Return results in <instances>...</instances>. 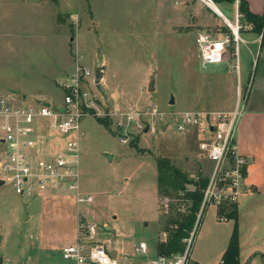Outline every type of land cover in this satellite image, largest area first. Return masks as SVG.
<instances>
[{"label": "rangeland", "instance_id": "obj_1", "mask_svg": "<svg viewBox=\"0 0 264 264\" xmlns=\"http://www.w3.org/2000/svg\"><path fill=\"white\" fill-rule=\"evenodd\" d=\"M195 1L187 7L174 4V0L170 4H159L158 0H0V95L15 94L23 102L44 100L57 105L62 102L63 89L55 77L69 70L70 62L73 68L81 64L92 72L86 87L93 105L80 119L78 181L82 192L93 199L81 205L92 211L91 222L98 225V237L108 240L110 248L124 252L123 264L140 259L136 245L142 240L150 245L149 257L157 255L154 245L165 237L161 214L170 212L171 203H176L168 196L159 197L157 156H170L196 179L200 170L209 178L213 171L214 163L200 156L199 135L193 128L179 130L176 116L181 110L193 109L199 69L234 68L238 72V67L233 54L228 60L202 65L196 33L207 26L196 25L194 13L198 11L201 24L223 20L208 7L197 8ZM226 1L218 4L224 10L225 6L232 8L231 13L225 11L234 19L237 0ZM239 22L242 27L249 21L241 13ZM208 27L216 36L232 31L230 25ZM249 62L251 82L237 80L236 85V90L241 85L243 106L249 93L251 103L261 92L256 86L264 68L261 44L255 58L249 55ZM98 65L105 67V73L95 82ZM152 77L154 89L150 90ZM172 96L174 102H170ZM98 116L109 121L110 129L97 120ZM218 183L226 184L220 179ZM40 200L15 193L6 180L0 184L2 252L14 257L17 244L23 263L29 255L34 258ZM230 203L234 201L222 204L231 208ZM213 204L201 211L192 259L198 250L202 252L221 237L226 224L234 226L233 219L218 214V222L228 223L209 230L204 215ZM24 205L31 218L20 221L17 218ZM180 208L185 212L182 205ZM67 234H59L57 242H66ZM50 258L73 264L57 251Z\"/></svg>", "mask_w": 264, "mask_h": 264}, {"label": "built area", "instance_id": "obj_2", "mask_svg": "<svg viewBox=\"0 0 264 264\" xmlns=\"http://www.w3.org/2000/svg\"><path fill=\"white\" fill-rule=\"evenodd\" d=\"M205 1L214 4V0ZM240 16L237 0L236 20L233 22L236 27L229 22L231 33L216 36L209 27L197 30L196 42L204 67L223 61L232 41L236 42L234 55L239 67ZM91 73L86 66L77 64L72 71L62 75L58 84L63 89V98L57 105L44 100L23 102L15 94L0 95L1 178L12 184L15 193L32 196L41 190L65 187L75 192L77 203L92 201L91 195L80 194L78 190L80 119L93 105L91 91L86 87ZM243 110L239 100L231 110L192 109L177 113V128L181 131L196 128L200 156L214 163L204 190L202 209L210 203L219 206L225 200L237 202L241 193L240 185L245 175L243 168L248 163V159L237 149V130ZM154 111L159 112L156 107ZM139 125L142 126L141 123ZM45 126L47 133L43 129ZM47 135L50 140L61 138L62 146L53 151L47 150L44 140ZM121 140L127 141L126 138ZM218 179L226 184H219ZM98 234V225L81 215L77 221L76 241L61 249L62 258L73 264H121L119 258L108 253L110 242L101 240ZM164 235L166 239V232ZM195 236L194 230L185 239L183 251L172 256L157 254L149 257L150 246L145 241L136 245V251L140 258L147 261L145 264H189Z\"/></svg>", "mask_w": 264, "mask_h": 264}, {"label": "crops", "instance_id": "obj_3", "mask_svg": "<svg viewBox=\"0 0 264 264\" xmlns=\"http://www.w3.org/2000/svg\"><path fill=\"white\" fill-rule=\"evenodd\" d=\"M193 1L194 0H174V4H185V6H187L188 4H192ZM158 2L159 4H170V0H158ZM195 2L198 4L197 8L208 7L213 15H217L223 20L222 23L206 22L201 24L198 20V11H196L194 13L195 20L197 21L195 23L196 25L208 27V25L225 26L229 25V22L235 24L232 20H236V4L234 5L235 18L233 19V17H230L225 11L227 9V11L231 13L232 8H227L225 6L224 10L218 4L220 2H227L226 0L214 1L212 5L208 4L205 0H196ZM247 3L253 12L264 14V0H247ZM185 6L182 5V7ZM223 34V32H219L217 36ZM240 37L238 44L240 65L238 67V72L235 71L234 68H225L223 70L215 68L213 71L209 72L198 70L196 75L198 86L196 88L197 94L194 99L193 110H231L241 99L242 90L240 83L236 90L237 80L241 83L242 80L251 82L249 55H251L252 59L255 58L258 46L261 44V48H263L264 41L262 40V34L255 31L253 29V24L250 22L247 24L245 23V26L241 27ZM241 43H244L243 46ZM235 45L236 42L232 41L223 61L228 60L231 54L234 55ZM242 54L245 55L244 58ZM70 63L71 68L69 70L63 71L60 73V76L57 75L55 77L57 84L58 79L62 76L61 74H66L74 69L73 63ZM104 73L105 67H103L101 80L104 78ZM255 81L256 78L254 77L251 87H253ZM256 86L261 92L258 96L256 95L255 99H252L251 103V93L246 96L247 102L244 106L237 130V149L240 154L248 159L246 173L240 185L241 193L236 202L240 232V264H264V68L261 77L256 82ZM43 129L47 133L48 128L45 126ZM192 132L198 134L196 128H193ZM44 140L47 150L53 151L62 146L61 138L50 140L47 135L44 137ZM2 150L3 145L1 144L0 153ZM186 155L185 153V156ZM78 190L80 194L86 195L82 192L80 183H78ZM36 196L41 199V209L36 218L37 224L35 233L38 234V243L32 246V249H34L32 256L34 258H30L31 255H29L30 257L27 258L26 263H23L24 261L17 244H15L14 247V257H10L5 254V252H2L4 244H0V256L3 264H64L58 263L50 257L55 251L61 253V249L64 246L75 243L77 221L81 215L85 216L90 221L91 219L94 220V215L90 208L81 205L84 203H77L73 190L66 189L65 187H57L43 190V192L41 190V192L27 197ZM54 206L57 207V209H51V207ZM213 206L212 209L209 207L206 215H204V222L209 230L219 228V225L228 223H220L216 220V216L219 214V208L216 204H213ZM23 208L27 211L26 220H29L31 218V213L28 211L26 205H24ZM17 219L19 220V217ZM227 225L228 224L225 225L221 237H217L213 244L207 245L206 249L204 248L202 252L198 250L196 254H194L195 256L193 259L190 257L192 262L190 261L189 264H221L223 254L228 247L234 230V226ZM64 233H68V239L61 244L57 242V238L59 234L64 235ZM163 240H165V238H163ZM111 249L116 251V257H119V260L122 259L124 255L123 251L120 252L117 248ZM155 253L158 254L157 249ZM38 255L39 259L37 258ZM150 257L153 256L151 255ZM146 262V260L140 258L136 262H133V264H145ZM121 264L123 263L121 262Z\"/></svg>", "mask_w": 264, "mask_h": 264}, {"label": "trees", "instance_id": "obj_4", "mask_svg": "<svg viewBox=\"0 0 264 264\" xmlns=\"http://www.w3.org/2000/svg\"><path fill=\"white\" fill-rule=\"evenodd\" d=\"M216 2L222 0H214ZM239 11L243 14L245 21L253 24V29L262 34L264 41V14L253 12L247 0L239 1ZM242 20V18H241ZM241 30V28H240ZM97 120L110 129L109 121L98 116ZM157 186L160 198L168 196L175 199L170 205V212L162 213V228L166 232L165 240H160L156 244L159 255L172 256L185 247V239L198 229V221L201 214L204 200V190L208 184L209 176L199 171L198 178L191 177L190 172L178 166L170 156H157ZM246 173V166L243 168ZM193 185L190 187L189 185ZM180 205L185 208L181 211ZM221 204L218 206L219 214H222L235 221L234 230L231 235L227 249L225 250L221 264H240V232L238 224L237 203ZM180 208V209H179ZM0 264H3L0 256Z\"/></svg>", "mask_w": 264, "mask_h": 264}, {"label": "water", "instance_id": "obj_5", "mask_svg": "<svg viewBox=\"0 0 264 264\" xmlns=\"http://www.w3.org/2000/svg\"><path fill=\"white\" fill-rule=\"evenodd\" d=\"M103 67H104L103 65H98V66L95 68V72H94V81H95V82H99V81H100V79H101V77H102V75H103ZM148 88H149L150 90H153V89H154V77H152L151 82H150ZM170 102H174V98H173V96L171 97ZM2 182H3V179L1 178V179H0V183H2ZM26 219H27V211H26L25 208H23L22 211H21V214H20V216H19V220H20V221H25ZM108 253H109L112 257H115V256H116V251H115L114 249H110V250H108Z\"/></svg>", "mask_w": 264, "mask_h": 264}, {"label": "bare ground", "instance_id": "obj_6", "mask_svg": "<svg viewBox=\"0 0 264 264\" xmlns=\"http://www.w3.org/2000/svg\"><path fill=\"white\" fill-rule=\"evenodd\" d=\"M226 19V18H225ZM232 24V23H231ZM232 25H235V27H236V24H232Z\"/></svg>", "mask_w": 264, "mask_h": 264}]
</instances>
